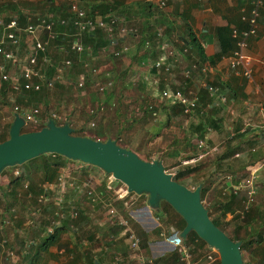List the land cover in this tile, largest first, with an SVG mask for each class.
I'll list each match as a JSON object with an SVG mask.
<instances>
[{
	"label": "crops",
	"instance_id": "crops-1",
	"mask_svg": "<svg viewBox=\"0 0 264 264\" xmlns=\"http://www.w3.org/2000/svg\"><path fill=\"white\" fill-rule=\"evenodd\" d=\"M76 1L84 9L104 3L111 4L108 14L120 19V27H135L137 32L121 35L119 27H116L115 34L111 36L104 29L114 41L100 50L90 45L91 43H85L87 51L82 55L70 51V40L59 44L51 40L45 54L51 64L44 63L42 67L44 77L54 79V83H57V91L52 90L54 86L48 88L43 78L35 76L33 82L41 84L40 90L14 92L16 97H10V83L3 82L0 76V99L5 95L24 107L35 106L29 105L31 101L45 102V107L57 104V109L64 115L63 120L59 116L61 122L70 123V117L78 113L80 101H85L79 94L73 97L72 91L96 86L109 77L114 84L103 96L89 91L88 97L96 104V112L93 113L101 114L106 105L115 106L120 100H137L145 110L150 104L156 107L149 114L141 110L143 121L152 117L156 123L148 125L146 130L151 131L154 127L157 133L156 131L166 129L169 123L185 128L192 122H201L205 125L207 140L213 143V149H217L222 156L220 168L216 172L210 170L208 177L218 173L225 185L238 188L248 186L243 185L242 181L250 176L247 181L254 183V195L257 197L260 193L263 194L264 127L260 126L264 125V0L260 8L257 34L250 37L247 49L253 61L251 79L231 69L229 57L236 48L233 30L247 28L245 18L251 15L254 0H171L165 7H160L158 0ZM69 2L70 0H0V35L5 32V25L14 17H19L22 27L28 24L29 18L42 14L61 21L69 13ZM101 17L107 18L109 15H96V18ZM57 28L60 33L62 29ZM158 28L163 29V38L157 37ZM101 31L100 29L96 35L98 38L93 36L94 45L102 41ZM65 34L71 38L69 33ZM20 35L22 42L17 62L5 61L0 57V61L5 63L6 72L12 76L21 72L32 44L31 37L25 31L22 30ZM38 37L41 40L47 39V32H38ZM164 40L170 41L182 53L178 59H172L173 71L170 74L157 72L153 67L154 61L165 50ZM124 46L129 47L127 53L120 56L113 54ZM186 48V53H183ZM42 59L43 56L40 60ZM67 59L73 61L72 68L58 76L56 67ZM86 63L100 68L101 74L94 78L87 72ZM194 64L197 67L205 65L207 72L192 69L191 76L185 77L184 70L192 68ZM83 73L87 75L86 85L78 88L76 83ZM207 83L217 87V93L206 89L204 85ZM182 86L197 91L200 96L199 108L188 118H185L182 110L162 101L160 97L163 89ZM223 97L225 101L222 100ZM100 104L104 105L103 109L98 108ZM101 119L97 131L102 134V139H106L109 132L102 128V121H106V118ZM14 120L15 114L11 112L10 117L0 124L5 133L10 134ZM193 138L197 145L198 136ZM62 161L67 163L68 160L64 157L48 159L53 167ZM84 167L88 169L89 176L81 183V169ZM60 169L67 172L69 179L60 176L57 182L45 181L42 184L44 191L38 197L33 195L38 204L33 206L30 218L10 223L0 222V264H138L132 257L121 229L107 217V205L115 199L105 189L110 173L82 161L68 162ZM232 178L242 183L233 184ZM7 179L4 175L0 185H5L4 181ZM89 190L92 193L89 194ZM30 195L32 196L31 193ZM58 195L63 197L62 205L56 201ZM82 196L88 200L84 201ZM116 203L114 201L117 207L123 209ZM147 204L148 201L145 200L130 210H125L132 216L134 227L146 242L145 254L156 259V263L182 264L179 256L177 257L178 253H171L176 251L177 242L186 243V237L180 235L183 229H179V232L171 224L164 225L155 215L157 210L152 209L150 216L145 208ZM59 207H66L69 212L76 210L79 214L70 220L54 218ZM53 225L55 229L50 233L48 230ZM160 226L162 233L154 234V230ZM175 233L180 236V240L176 241ZM9 248L11 254L7 253L6 249ZM210 248L206 243L193 252L196 260H201L199 264L204 263V255ZM5 252L10 257L9 262L2 260ZM219 261L220 256L216 264Z\"/></svg>",
	"mask_w": 264,
	"mask_h": 264
},
{
	"label": "built area",
	"instance_id": "built-area-1",
	"mask_svg": "<svg viewBox=\"0 0 264 264\" xmlns=\"http://www.w3.org/2000/svg\"><path fill=\"white\" fill-rule=\"evenodd\" d=\"M171 0H158V5L160 7H165L166 4ZM263 0H254L253 7L251 10V15L246 17L247 28L244 30H233V36L236 38V48L229 57V67L238 73L242 74L248 79H251L253 76V61L251 55L248 53V48L250 45V37L257 34L258 23L260 17V8L262 6ZM71 10L76 14V19L74 20L75 31L70 34L71 39L69 42L70 51L76 55H82L87 51V46L83 40V34L87 30H92L95 27L99 26L104 28L111 36L116 32V27H119V32L123 34H134L137 32L135 27H120V19L114 16H109L105 18H95L92 20L87 16V12L84 8L80 7L79 3L76 0H70ZM28 24L25 27H22L20 24L19 17L12 18L5 25V32L0 35V57L5 61L17 62L18 52L21 51V35L20 32L23 30L27 33L31 39L32 44L29 52L26 54L23 68L19 74L11 75L6 72L5 63L0 61V74L2 81L10 82L11 89L14 92H21L23 90H40L41 84L33 82L35 76H40L45 80L46 86L52 88L54 86V79H49L44 77L42 64H51L50 60L46 57L48 46L50 41L55 37L53 31L55 20L49 15H39L35 18L31 17L28 20ZM44 31L47 32V39L41 40L38 37V32ZM157 37L163 38L164 31L162 28L157 29ZM163 44L165 45V50L162 52L158 59L154 61L153 67L157 72H164L170 74L173 71L172 59L179 58L181 52L177 51L171 44L170 41L164 40ZM13 47V48H10ZM129 51L128 46L122 47L119 51H115L116 55H122ZM187 48L183 51L186 53ZM43 56V59L41 57ZM73 66V61L71 59L65 60L61 65L56 67L58 76L69 71ZM87 72L91 74L94 78L98 77L101 74V70L98 67L91 66L86 63ZM192 69L200 70L201 72H207V67L204 65L202 67H197L193 65L192 68L185 69L183 75L185 77H190ZM87 81V75L85 73L81 74L77 80L76 86L78 88H84ZM157 81L155 82V84ZM114 84V81L108 77L107 81H102L97 83V90L99 94H105L106 91L111 88ZM206 89L211 93H217V87L212 84H205ZM160 95L168 99L171 103H179L182 107V111L185 115H193L200 105V96L197 91L192 89H186L184 86L171 89L165 88L160 91ZM225 101V98H222ZM103 109V106L101 107ZM13 114H18L22 116L26 123H32L35 126L46 125L51 119L61 122L60 117L56 113H52L51 116L44 120L41 116V108L39 106L24 107L18 104H15L12 110ZM64 124V122H63ZM261 128L264 125L260 126ZM264 136V135H263ZM198 148L204 150L208 147V144L205 139L199 138L197 141ZM204 156V153L200 154V158ZM188 163V162H187ZM19 175V172H16ZM174 175V174H172ZM249 181V180H248ZM246 181L243 185L251 184ZM107 190L110 191L114 196V200L107 205V217L114 224L121 227V234L125 237L129 249L131 250L132 257L138 264H161L156 263V259L149 257L145 254L144 248L146 242L141 238L140 234L136 230L132 222V216L125 210H130L133 206L137 205V202L142 197V194L130 191L128 186L119 181L113 174H109L107 177ZM236 188V187H234ZM250 194L254 193V189L251 186ZM88 193H92L90 190ZM120 200L122 202L123 209L117 207L114 204V201ZM59 205L63 204V197L57 196L56 199ZM60 215V214H59ZM62 215V214H61ZM72 217L78 216V211L73 210L70 212ZM55 226L49 228V232L54 231ZM195 245L193 243H183L182 241L177 242L176 251L179 256V260L182 264H199L201 260L194 257ZM219 259V253L215 248H210L206 251L204 255L203 264H216Z\"/></svg>",
	"mask_w": 264,
	"mask_h": 264
},
{
	"label": "rangeland",
	"instance_id": "rangeland-1",
	"mask_svg": "<svg viewBox=\"0 0 264 264\" xmlns=\"http://www.w3.org/2000/svg\"><path fill=\"white\" fill-rule=\"evenodd\" d=\"M107 80L108 79L102 81ZM57 89L58 85L57 83H55L52 90L57 91ZM10 91L12 92L10 94V97L12 95L16 97L17 94L14 93L11 88ZM89 91H92L94 95H96V92L99 93L97 90V86L94 85H91V87H85L83 90L74 89L72 91L74 94L73 97H77V95L79 94L85 98V101H80L81 104H78L77 108L78 113L76 115H73L72 118L70 117L69 124H71V127H74L76 131H82L84 134L89 135L90 132L98 130L99 119L102 118L101 120H103L104 118H106V121H102L104 124H100H102L103 129L109 132L110 137L116 138V141L119 145L137 152V154H139V156L143 159L149 157L150 160L161 161L164 167L166 168V171L171 174H174L173 176L177 175L181 171H184L185 167L187 165H190L186 163L188 157H195V154L204 153V156L199 158V160L197 159L194 164H206V167L201 170L199 169V171H197L195 174H189L188 177H186L187 182L190 186L189 188L195 189L197 187L196 184L199 181H205L204 185H209V188H212V190L210 192L208 191L204 193L202 202L209 207L211 216L213 218L220 219V221L222 222V227L228 234L232 236L236 234L238 223L240 225L242 224V221H236V217H234L238 212H229L227 214H222V211L217 208L218 206H212L213 202L216 201L218 204L221 198L223 197V195H218V192H221L222 185H224L225 183L224 179H221L218 173L215 174V176H211V178L208 177V173L210 170L213 169V171L216 172L220 168L219 166H217V162L213 160L217 157L216 153H218L217 149H213V143H210L205 137L204 139L208 143V148L204 150L198 148L195 145V141L193 138L196 135L192 134L189 125H186L185 129L179 128L177 125H169L168 127H166V129L156 131L157 133H155L154 127L151 129V131L146 130V127L148 125H156V123L154 121V118L152 117H147L145 121H143V117L141 116V110H145V108H142L137 100H120L119 104H116L115 106L108 104L106 105L101 114L98 112V114L96 115V113H93L96 112V104L94 101H92V98L88 97ZM80 92H83V94H81ZM10 97L8 99V96L3 95V97H1L0 99V124L4 123L5 119L10 117L14 105L17 104V101L14 102L10 99ZM30 104L39 106L42 109V116L44 120L48 119V117H50L53 112H56L58 116H61L62 120L64 118V115L60 110L57 109V104L55 103V106L51 105L50 107L49 105L45 107V102L40 103L36 101H31L29 105ZM184 116L185 118H188L187 115L184 114ZM41 126L42 125L35 126L32 123L25 122L22 127V131L26 132L28 130H35ZM2 131L3 130L0 125V132ZM187 132L190 133V138L187 137ZM158 136H160L161 138L158 139ZM99 140L107 139L103 137V139ZM55 154L57 153L41 154L31 160H28L23 164L10 165L4 169V173L0 175V181L4 175L8 177L6 181L3 180L5 183L4 186H7L11 182V180L16 179L18 177V175L16 174L17 171L19 172L20 176L22 175L24 170H30V172H28L29 174L27 173L25 177H21L22 180L20 179V183H14V191L11 192V194H8L7 188H5L3 192H1L2 190L0 189V222L7 221L6 223H10L17 219L26 220L31 217L30 212L33 206L38 204V202L35 203L31 195L26 196V192L28 189L26 183L28 184L29 180H34L37 183L41 182L43 180L44 162L46 160L48 161L49 158L58 157ZM74 162L75 161H70V163ZM66 174L67 172L63 169L60 171L61 178L69 179ZM197 177L199 178L197 179ZM238 182L239 181H237L236 178H232L233 184H237ZM249 185L250 186L247 187H251L253 183ZM198 186L202 187V184ZM143 194L145 195L144 199L148 201L147 197L149 195L145 193ZM82 197L84 198V201L88 200L87 197ZM157 208H154L153 210L155 211L162 209L164 212L162 220V223L164 225L170 226L171 224L175 227H178V224L181 221L180 215H178V212L171 208V206H169L168 203L165 202V200H160ZM244 211H249V213L255 214V216H259L261 218V222L263 223L264 193H260L259 195H257V197L255 196L253 200H250L248 207L246 209L244 207V210L241 209L239 212L243 213ZM263 229H260V232ZM177 230L180 232L179 229ZM241 233L243 234L244 230H242ZM252 249L258 250V248H256V243L251 244L250 247H247L243 250L242 256L244 262L250 264H264V259L262 258L264 255V251H257L256 256H254L252 253ZM6 250L8 254H11L10 248L9 250ZM3 255V262H9L10 257L6 255V252Z\"/></svg>",
	"mask_w": 264,
	"mask_h": 264
},
{
	"label": "water",
	"instance_id": "water-1",
	"mask_svg": "<svg viewBox=\"0 0 264 264\" xmlns=\"http://www.w3.org/2000/svg\"><path fill=\"white\" fill-rule=\"evenodd\" d=\"M25 120L16 114L9 138L0 143V174L10 165L23 164L41 154L57 153L73 160L100 167L124 182L130 191L148 194V214L166 200L186 221L180 233L187 237L194 230L220 256L219 264H244L241 242L234 241L218 227L201 199V186L195 189L174 179L159 160L148 161L115 139L99 140L73 134L68 122L51 119L43 128L23 132ZM158 209V208H157ZM176 241L180 240L177 233Z\"/></svg>",
	"mask_w": 264,
	"mask_h": 264
},
{
	"label": "trees",
	"instance_id": "trees-1",
	"mask_svg": "<svg viewBox=\"0 0 264 264\" xmlns=\"http://www.w3.org/2000/svg\"><path fill=\"white\" fill-rule=\"evenodd\" d=\"M110 5L111 4H109V3H106V4L104 3V4L99 5V6H93V7H96L95 8L96 10L93 7H90V6L89 7L91 9L88 8V9H85V10L87 12V16L89 18H91L92 20H95L96 15H102V16L109 15V16H112L111 14H108ZM104 18L106 19V17H104ZM75 19H76V14L72 12L71 5H70V2H69V13L67 15H64L62 17L61 21L59 19H55V24H54V27H53L54 28L53 31H54V33L56 35L52 39L53 43L59 44V43H61L63 41L64 42H68L71 39L68 35L65 34V32L69 33V35H70L72 32L75 31V25H74V20ZM57 27L62 29L60 33L57 31V29H58ZM100 29L102 30L101 31L102 32V34H101L102 35V41L101 42H97V44L94 45L93 44V39H94L93 36L98 38L96 35H97V33L100 32ZM62 31H64V32H62ZM106 33L107 32L104 31V28L99 27V26L95 27L92 30H87L83 34V40L85 41L84 43H91L90 45H92V46H94V48L100 50V49H102V47H106L107 45H109L111 42L114 41ZM230 40L233 41L231 38H230ZM221 46H222L221 52H223L224 43H222ZM119 50H115V51H119ZM115 51L113 52V54L115 56H120L121 55V54L120 55H116ZM3 82H8V81H3ZM8 83H10V82H8ZM99 95L103 96L104 94L103 95L99 94ZM160 97H161L162 101H165L168 104L175 106L179 110H182V107H181V105L179 103H171L168 99L162 97L161 95H160ZM102 106H104V105L100 104L98 106V108L101 109ZM155 109H156V107L153 106L152 104H150L149 106H147V109L145 110V112L147 114H149L150 112H153V110H155ZM213 122H216V121H213ZM56 123L60 124V125L63 124V122H59V121H56ZM169 125H171V124L169 123L168 126ZM44 126L45 125L37 128L35 130H39V129L43 128ZM72 128H73V134H75V135L90 136V137H93L95 139H99V138L102 139V134L99 131H97V130L94 131V132L92 131L91 134L87 135V134H84L82 131H76V129L74 127H72ZM181 128L185 129L186 126H185V128L184 127H181ZM189 128L192 131V134L193 135H197L198 138H203L204 139L206 137V129H205V125H203V123L199 122V123L195 124L194 122H192ZM187 130H188V128H187ZM28 131H34V130H28ZM28 131H26V132H28ZM187 137L190 138V133H188V132H187ZM8 138H9V133L8 132L7 133H5L4 131L0 132V143L5 141ZM110 138L116 140V138H112L110 136L106 137V139H110ZM232 151H234V149ZM216 154H217V157L214 158L213 160L215 162H217V166H219V161L222 160V156L219 154V152L216 153ZM55 155L58 156L59 158H63L64 157L66 160H68L67 162H70V161H75L76 162L77 161V162L80 163V160H73V159L67 158L65 156H62L61 154H55ZM194 156L195 157H188L187 161L190 160L192 162H190V163L186 162L187 164H190V165H187L185 167L184 171H181L177 175L173 176L175 180H177L178 182L186 185L187 188L190 187V186H189V184L187 182L186 177H188L189 174H195L197 171H199V169L201 170V169L206 167V164L195 165L194 163L196 162L197 159L199 160L200 154H195ZM145 160L153 161V160H150L149 157L145 158ZM65 165H66V162L62 161L59 164H54V167H53L46 160L44 162V166H43V180L41 182H39V183L35 182L34 180H31V181L29 180V183L27 185L28 189H27V192H26V196L27 195L29 196V194L31 193L32 197H33V195H37V197H38L44 191V187L42 186V184L45 181L57 182L59 177H60V171H61L60 167H63ZM4 171L5 170H3L1 174H3ZM28 172H30V170H28V171L24 170L21 176H18L16 179L11 180V182L9 181L10 183L7 186L0 185V189L2 190V192L4 191L5 188H7L8 189L7 190L8 194H11V192L14 191V189H13L14 183H16V184L20 183L19 182L20 179L22 180V178L25 177ZM249 175H251L250 171H249ZM88 176H89L88 169L85 168V167L82 168L81 169V175H80L81 183H83L88 178ZM249 177L247 179H245V181H242V182L246 183V181L249 180ZM198 178L199 177H197V179ZM237 181L242 183L240 180H237ZM239 182H238V184H239ZM201 184H202V190H201L200 193L202 194L201 195V197H202L201 199L203 200L204 193L208 192V191L210 192L212 188H209V185L208 186L204 185L205 181H202V182L199 181L196 184V186L201 185ZM252 186H253V189L256 191L254 183H253ZM250 188L251 187H247V186L238 187V188H234V187L230 188L227 185H225V183H224V186L222 187L221 192H218V195H220V196L223 195V197L221 198V200L219 201L218 204H217L216 201L212 203V206H215V207L218 206L217 208H219V210L222 211V214H227L229 212H231V213L238 212L234 217H236V221H240V222L242 221V224L241 225L239 223H238V225L236 224L237 225V232H236V234L234 236L228 234L224 230V228L222 227V222L220 221V219L219 218H213L211 216L209 207L207 205H205L204 203L203 204L208 209L209 215H210L211 219L213 220V222L218 227H220L222 230H224L229 235V237L232 238L234 241L237 240V241L241 242V246H240L241 252H243V250L246 249L247 247H250L251 244L256 243V248H258V250L252 249L253 255L256 256L257 251L258 252L260 250L264 251V245H262V244H264V229H263L264 222L262 223L261 220H260L261 218L259 216H257V215L255 216V214L249 213V211H244L243 213L239 212L241 209L244 210V207L246 209L248 207L249 203H250V200H253L254 197H255V195H254L255 191H254L253 194H250V192H249L251 190ZM105 189H107V184L105 185ZM144 196L145 195L143 194L142 197L140 198V200L137 202V205L145 202L146 199H144ZM32 199L34 201V198H32ZM35 202H36V200H35ZM165 202H167V201L165 200ZM116 204H120L119 206H122V202L120 200H117ZM168 205L171 206V208H173L175 210V208L171 204L168 203ZM177 214L180 215L181 221L178 224V227L177 226L176 227H177V229L182 230L186 226V221L181 216V214H179V213H177ZM243 214H244V216H243ZM155 215H156V217L159 218L160 222H163L162 220H163L164 212H163L162 209H159V210L155 211ZM244 217H245V219H244ZM54 218L70 220V219H72V216L70 215V212L67 210L66 207H59V209H58L57 213L55 214ZM119 228L121 229V227H119ZM260 229H263V230L260 232ZM161 230H162L161 226L156 228L154 230V234L160 235L162 233ZM242 230H244L243 234L241 233ZM184 241L187 242V243H189V242L193 243L195 245L194 251L196 249H198L201 245L203 246L204 244H206V242L204 240H202V238H200L198 236V234L194 230H192V231H190L188 233V235H187L186 239H184ZM171 254L174 255V254H177V252L173 251ZM177 257H178V255H177ZM262 258L264 259V255H263ZM219 263H220V261L218 262V264ZM244 264H250V263H247V262L245 263L244 262Z\"/></svg>",
	"mask_w": 264,
	"mask_h": 264
}]
</instances>
